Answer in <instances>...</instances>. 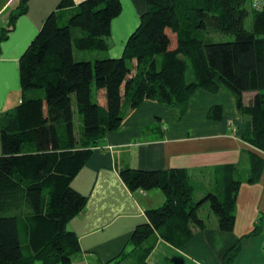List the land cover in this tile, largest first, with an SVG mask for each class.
<instances>
[{
    "label": "trees",
    "instance_id": "obj_1",
    "mask_svg": "<svg viewBox=\"0 0 264 264\" xmlns=\"http://www.w3.org/2000/svg\"><path fill=\"white\" fill-rule=\"evenodd\" d=\"M145 2L119 57L94 54L110 46L120 0H61L22 53L21 101L0 123V264H70L80 243L67 223L86 204L71 181L92 148L143 101L169 106L179 119L199 88L211 93L226 89L234 97L246 121L240 137L254 149L249 168L243 173L236 164L223 165L213 173V187L194 200L195 183L185 168L121 167L130 190L159 188L165 201L146 210L147 221L135 227L128 248L105 264H122L128 256L134 264H148L149 241L156 236L182 247L206 226L200 213L204 203L214 212L218 229L233 230L243 179L257 181L264 167L258 153L264 152V7L251 9L250 0ZM26 10L27 0H19L8 26L0 29V40ZM212 30L234 39L213 41ZM75 48L91 55L75 60ZM246 91L255 93L244 101ZM219 107L210 115L220 117ZM260 233L264 212L227 249L223 264L234 263L243 238Z\"/></svg>",
    "mask_w": 264,
    "mask_h": 264
},
{
    "label": "crops",
    "instance_id": "obj_2",
    "mask_svg": "<svg viewBox=\"0 0 264 264\" xmlns=\"http://www.w3.org/2000/svg\"><path fill=\"white\" fill-rule=\"evenodd\" d=\"M60 1L27 0V10L16 18L7 37L0 40V123L3 115L21 101L19 59ZM80 1L73 0L74 4ZM120 1L121 12L111 23L110 46L94 55L121 56L127 38L146 9L145 0ZM18 3L19 0H0V29L8 26L10 12L17 9ZM86 53L81 52L80 56ZM247 93L255 92H244V101L250 98H246ZM216 105L220 106V117L210 115ZM181 112L177 119L169 106L143 101L133 110H127L121 126L108 132L92 148L90 157L71 181V186L86 196V204L67 223L80 243V250L70 264L112 261L128 248L135 227L147 221L146 210L164 203L165 195L159 188L130 190L120 176L121 167L185 168L194 183L205 181L207 189L213 187V173L225 164H236L243 173L247 171L249 154L254 149L240 137L246 121L226 89L215 93L197 89ZM258 153L264 160V152ZM263 212L264 167L257 181L243 179L237 194L233 230L218 229L216 216H212L180 248L159 236L153 237L146 262L223 264L227 249L252 229ZM128 258L131 257L123 261ZM233 264H264V234L243 238Z\"/></svg>",
    "mask_w": 264,
    "mask_h": 264
},
{
    "label": "rangeland",
    "instance_id": "obj_3",
    "mask_svg": "<svg viewBox=\"0 0 264 264\" xmlns=\"http://www.w3.org/2000/svg\"><path fill=\"white\" fill-rule=\"evenodd\" d=\"M250 20H251V15L248 16V18H247V25H249ZM208 35L211 37V39L213 41H230V40H233L234 39V35L233 34L219 32V31L216 32V31H213V30L210 31V32H208ZM81 52H91V51H81L80 49H76L75 48L74 49V59L75 60H79L81 58V56H80ZM88 54L89 53H86V56L85 57H88L87 56ZM93 57H95V56H93ZM36 92L42 94L43 93V90L42 89H37ZM247 97L248 98L251 97V93H247L246 94V98ZM74 122H75V130H76V132L77 131L79 132V129H80L79 127L81 125V121H80V116L78 115L77 111H75V114H74ZM237 158H238V155L236 156V159ZM244 177H245V175H244ZM207 188L208 187H207L205 181H201V182H198L197 181V183L195 184V191H194V195H193L194 200L200 199L201 196L205 192H207V191L210 190V189H207ZM200 213H201L202 217L205 218L206 220H209L212 216L215 217V214L209 208L208 203H204L202 205L201 210H200ZM122 263L123 264H134L132 262V259L131 258H128L126 261H123ZM36 264H40V263L37 261Z\"/></svg>",
    "mask_w": 264,
    "mask_h": 264
},
{
    "label": "built area",
    "instance_id": "obj_4",
    "mask_svg": "<svg viewBox=\"0 0 264 264\" xmlns=\"http://www.w3.org/2000/svg\"><path fill=\"white\" fill-rule=\"evenodd\" d=\"M250 7L253 10H260L264 7V0H250Z\"/></svg>",
    "mask_w": 264,
    "mask_h": 264
}]
</instances>
